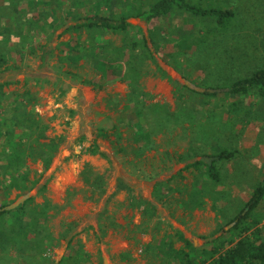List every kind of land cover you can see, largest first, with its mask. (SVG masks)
<instances>
[{
    "label": "rangeland",
    "instance_id": "374dc122",
    "mask_svg": "<svg viewBox=\"0 0 264 264\" xmlns=\"http://www.w3.org/2000/svg\"><path fill=\"white\" fill-rule=\"evenodd\" d=\"M156 1L52 0V9L59 15L69 12V19L48 42V46L55 49L48 55L47 63L41 66L40 54L30 53L24 62L18 63L20 70L0 74V83L11 81L4 87L7 93L30 89L37 97L36 104L31 106L51 122L52 135H64L52 165L32 190L33 199L25 203L27 209L23 212L26 213L15 209L13 212L20 215H13V220L6 219L8 215L0 216V264H6L10 253L20 255L22 252L27 264H56L57 252L66 245L62 238L67 239L73 232L79 234L82 229L88 231L96 250V257L91 254L80 260L83 264H103V250L107 252L109 264H161L165 255L147 253L146 245L169 234L177 248L184 246L178 237L179 231L198 247H209V241L217 237L223 240L238 235L239 230L229 232L234 226L233 219L247 210L253 191L264 180V110L253 96L233 106L222 89L219 97L211 98L182 88L185 95L182 98L177 95L176 81L185 84L182 80L185 77L196 85L213 89L225 87L264 67V0H194L205 7L235 10L236 19L227 33L215 39L212 33L206 36L211 23L200 16L178 12L158 20L160 29L155 32L158 44L150 40L149 45L167 77L159 73L141 79L144 90L158 96L148 98L149 107H143L149 110L154 104L161 109L150 123L149 142L140 136L141 118L134 113V100L128 99L131 92L128 84L115 83L97 91L81 80L100 77L89 65L76 68L77 75L65 72L68 61L61 57L68 50L64 43L77 32L63 31L74 19L85 14L131 15L129 20L136 26L127 34L130 43L143 32L149 36L147 22L137 14ZM21 3L26 6V0ZM41 7L44 9L47 5L43 3ZM81 33L83 40L90 37L91 46L94 42L91 34L84 30ZM103 37L109 40L107 44L115 46L125 42L121 33L109 31ZM47 41L42 38L41 42L46 44ZM171 62H175L179 70ZM144 63L157 70L151 58ZM159 80L165 83L159 85L161 92H158ZM162 109L175 112L177 119L168 120ZM94 139L109 158L84 152V147ZM148 144L150 148L146 149ZM139 149L144 150L138 152ZM224 149L234 152V156L217 162L222 175L217 191L205 194L204 208L190 209L192 176L197 172L193 168L191 172L184 171L183 175L188 172L184 181L171 176L204 153L213 157ZM189 151L198 155L186 159ZM42 170V163H36L31 177H38ZM99 175L103 178L97 184ZM119 181L133 188L134 197L151 201L156 217L143 215L142 210L132 205L133 200L126 190L117 191ZM159 181L163 183L159 184L160 191L156 194L154 190ZM180 182L185 185L182 191L174 190ZM45 183L47 188L40 190ZM24 194L16 190L7 195L0 192V205L6 199L15 202ZM54 201H60L65 207H55ZM43 202L47 209L40 206ZM45 211L49 231L65 230L60 238L52 236L48 230V234L42 236V226L35 216ZM263 217L264 205H261L243 225L262 219L259 226L264 236ZM17 232L20 235L15 236ZM106 238L107 247H103ZM38 246L46 248L44 255H37ZM229 246L226 243L224 248ZM68 259L71 258L66 257L59 264L76 262Z\"/></svg>",
    "mask_w": 264,
    "mask_h": 264
},
{
    "label": "trees",
    "instance_id": "16d2710c",
    "mask_svg": "<svg viewBox=\"0 0 264 264\" xmlns=\"http://www.w3.org/2000/svg\"><path fill=\"white\" fill-rule=\"evenodd\" d=\"M22 1L0 0V74L11 69L20 70L21 65L18 63L24 62L30 53L38 52L41 66L45 65L48 55L52 54L55 49L48 46V42L52 40L57 29L65 26L69 19V12L59 15L55 9H52L51 5L54 0L53 2L52 0H26V6L22 5ZM43 3L47 5V8L41 7ZM178 12H186L208 20L211 24L210 31L206 36L212 33L214 34L213 39L227 33L228 28L236 19V12L232 8L205 7L197 4L194 0H158L137 14L138 18L147 22L149 36L143 32L130 43L127 42V34L132 27L136 26L129 20L131 15L114 17L102 14H85L74 19V23L63 31V33L77 32L64 43L68 50V53L64 51L65 55L61 57L68 61L65 72L77 75L76 68L89 65L90 68L101 74L100 77H84L81 80L85 84L92 85L97 91L105 90L115 83L128 84L131 88L128 99L134 100V113H137V117L141 118L143 129L140 136L148 142L151 134L150 123L154 116L161 113V109L156 108L157 105L153 104L152 108L146 110L145 107H149V99H156L158 96L145 91L141 79L145 75H158L159 73L162 77H167L166 70L157 63L149 41L152 40L158 44L155 38L156 30L160 29V26L157 25L158 20ZM81 30L91 34V38L94 40L91 46L88 43L90 37L85 40L81 38ZM109 31L123 34L124 44L119 46L107 44L109 40H105L103 35ZM42 38L48 39L46 44L41 42ZM206 38L209 39L210 36ZM156 51L160 53L157 47ZM176 55L179 54L176 53ZM148 57L156 63L157 70L145 65L144 62ZM172 57L175 59V54L172 53ZM10 60L13 62L9 63ZM175 62H171V64L179 70V66ZM9 84L11 81L0 83V192L6 195L13 190L21 191V193L32 191L44 176L45 171L52 165L59 146L64 140V135H52L51 122L41 117L35 106H31L36 104V95L30 89H26L24 92L7 93L4 87ZM176 86L179 89L177 95L182 98L185 97L182 88L191 90L197 96L211 98L219 97L222 94L220 89H222L223 95L229 97L233 106L241 103V99L253 96L264 110V67L255 69L249 75L236 79L226 84L225 87L213 88L215 91H210L208 88L201 92L181 84L179 81H176ZM162 113L166 114L168 120L172 117L177 119L175 112H171L169 109H162ZM150 114L153 115L150 116ZM102 135L105 136L103 133ZM82 139L84 141L85 137ZM145 148H150L149 144ZM143 150L139 149L138 152ZM84 152L90 155L101 154L109 158L108 154L100 149L96 139L84 147ZM196 155L198 154L189 151L186 153V159ZM232 156H234V152L224 149L216 157L229 159ZM181 159L183 160L184 157L182 156ZM38 162L42 163L43 170L38 177L33 178L31 177L32 167ZM215 163V161L209 164L202 160H195L187 164L179 173L178 177L184 181L187 179V176L183 175L184 171L191 172L192 167L199 171V174L193 172L192 176L190 209L204 208L206 195L214 190L221 181V173ZM102 178L103 176L99 175L96 183L100 184ZM162 183L160 181L156 183L154 190L156 194L159 193L158 186ZM46 188L47 183L43 184L40 190ZM118 190H126L133 200L132 205H136L142 210L143 215H148L149 218L156 217L153 203L134 197L133 188L129 184L119 181ZM178 190L182 191L180 186H178ZM32 199L33 197H30L26 202ZM12 202L13 200L6 199L0 205V216L8 212L2 208ZM261 205H264V180L253 191L247 204V210L233 219L234 226L229 232L239 230L237 236L223 240L221 237H217L209 241V247L206 245L198 247L179 231L178 237L184 242V246L177 248L175 240L166 234L156 242L148 243L145 250L147 253L159 257L164 254L166 258L162 260L161 264H174L175 262L178 264H264V236L263 229L259 226L262 219L255 220L249 225H243L244 221ZM226 243L230 245L228 248H224Z\"/></svg>",
    "mask_w": 264,
    "mask_h": 264
},
{
    "label": "crops",
    "instance_id": "0c3cea01",
    "mask_svg": "<svg viewBox=\"0 0 264 264\" xmlns=\"http://www.w3.org/2000/svg\"><path fill=\"white\" fill-rule=\"evenodd\" d=\"M164 86L165 85V83L164 82H161L160 80L158 81V92H161L159 89L161 88L160 86ZM164 95H167L166 93L164 94ZM207 155V153H204V155H201V156H199V157H197V159H195V160H200V158L201 157H203V156H206ZM217 156V155H216ZM216 156H213L214 157V159H213V161H212V163L215 161L216 162V166H217V162H221V161H223V159H219V158H217ZM190 160V159H189ZM194 160V161H195ZM193 162V161H192ZM189 163H191L190 161L188 162V163H186L185 164V166L187 165V164H189ZM184 166V165H183ZM184 166V167H185ZM184 167H180L177 171H176V173L175 174H173L171 177L172 178H176V176H178L179 175V173L184 169ZM193 168V167H192ZM217 168H218V166H217ZM194 169V171H196L198 174H199V171L196 169V168H193ZM219 169V168H218ZM192 170V169H191ZM220 171V170H219ZM187 177H188V172H187V174H185ZM221 177H222V175H221ZM181 186V190H182V187H184L185 185L184 184H182L181 182L178 184V185H176L175 186V189L174 190H176V191H179L178 190V187L177 186ZM213 191H217V185L215 186V188H214V190ZM26 203V202H25ZM25 203H23V204H21V205H19V206H17V207H15V208H13V209H10V210H8V213H10V214H8L7 212L6 213H4L3 215H8L7 216V218L6 219H11V220H13V215L14 216H17V215H20V214H18V212H13L15 209L16 210H21L22 209V212H20L19 211V213H23V214H25L26 212H23V210H26L27 209V207H26V204ZM44 203L45 202H43V203H40V206H43L45 209H47V205H44ZM53 204H54V206L55 207H57V206H59V207H61L62 209L65 207L64 205H61L60 204V201H54L53 202ZM17 213V214H16ZM14 218H17V217H14ZM49 217H48V213L45 211V213H43L41 216H40V214L37 216H35V220L37 221V219H38V221H39V223L41 224V226H42V230H43V234H42V236H44V235H46V234H48L47 233V230H48V228H49V226H48V219ZM49 231V230H48ZM79 231H80V229H79ZM50 232V234L52 235V236H56V237H58V238H60L61 236L60 235H62V234H64L65 233V230H56V232H51V231H49ZM56 235H55V234ZM62 233V234H61ZM15 236H17V235H20V233L19 232H17V234H14ZM62 242H65L66 241V245H64L63 246V248L62 249H60L58 252H57V257H56V260H55V262H56V264H59V262H60V260H64L65 261V258L67 257V258H71V259H68V261H76L74 264H83L80 260L82 259V258H84V257H86L87 255H93V257L95 256L96 257V250L94 249V241L93 242H90V236H89V233H88V231H85V230H83L82 229V232L81 233H79V234H76V232H73V234H71L70 236H68L67 237V239H63L62 238V240H61ZM97 241H99L98 239H97ZM108 241V238H106L104 241H103V247H107V246H105V242H107ZM44 247V246H43ZM41 248V247H39L38 246V256H42V255H44V252H45V250H46V248L44 247V248ZM10 248H11V246H10ZM12 248H13V246H12ZM9 253V252H8ZM107 252L105 251V250H103V258L104 257H106V254ZM24 255H25V252H22L20 255H17V254H14V253H10L7 257H6V264H19V263H21V264H27V262H25L24 260ZM28 255H30V257H32V255H31V253H28ZM35 255V254H34ZM46 255V254H45ZM58 258L60 259L59 260V262L57 261L58 260ZM18 260V261H17ZM62 264V263H61Z\"/></svg>",
    "mask_w": 264,
    "mask_h": 264
},
{
    "label": "water",
    "instance_id": "95a60500",
    "mask_svg": "<svg viewBox=\"0 0 264 264\" xmlns=\"http://www.w3.org/2000/svg\"><path fill=\"white\" fill-rule=\"evenodd\" d=\"M182 80L184 81L185 85L195 89V90H198V91H201V92H204L207 90V88L205 87H202V86H199V85H196L195 83H193L192 81H190L189 79L185 78V77H182ZM210 91H215V89H209ZM214 157L212 156H203L200 158V160L202 161H205L209 164H212V161H213ZM32 196V191L30 192H27L26 194H24L23 196H21L17 201L11 203L10 205L2 208L3 210H10V209H13L23 203H25L30 197ZM194 244L196 245V243L194 242ZM59 258H58V262H59ZM103 264H109L108 263V258L107 257H104V263Z\"/></svg>",
    "mask_w": 264,
    "mask_h": 264
}]
</instances>
